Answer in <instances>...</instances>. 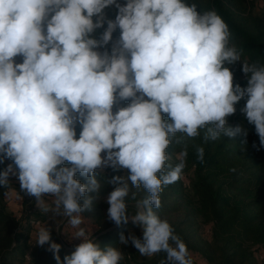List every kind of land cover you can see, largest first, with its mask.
<instances>
[{"label":"clouds","instance_id":"clouds-1","mask_svg":"<svg viewBox=\"0 0 264 264\" xmlns=\"http://www.w3.org/2000/svg\"><path fill=\"white\" fill-rule=\"evenodd\" d=\"M241 57L225 20L188 0H0V164L12 161L0 170L2 195L34 197L40 212L75 230L69 241H80L61 261L46 222L36 226L35 246L48 245L57 264H121L120 248L102 247L82 226L102 187L99 171L115 186L108 220L142 229V239L121 232L119 245L130 241L148 258L163 252L161 264H196L156 212L164 187L186 166L182 158L171 163L169 149H186L201 134L205 143L237 135L246 143L243 124H228L242 99L240 112L259 137L253 147H264V65ZM237 62L244 87L229 67ZM196 151L203 162L204 149ZM106 168L127 175L108 179ZM140 190L146 194L137 199Z\"/></svg>","mask_w":264,"mask_h":264},{"label":"trees","instance_id":"trees-1","mask_svg":"<svg viewBox=\"0 0 264 264\" xmlns=\"http://www.w3.org/2000/svg\"><path fill=\"white\" fill-rule=\"evenodd\" d=\"M119 2L124 3V0ZM188 2L196 3L201 11L214 10L225 20L232 33V43L242 49V61L264 65V14H254L249 0ZM106 14L108 18L114 19L116 9L111 7L106 10ZM102 31L103 29L98 30L97 34ZM118 35L119 30L114 33V38ZM232 66L238 69L233 72L235 81L242 87L246 86L241 62L229 67ZM245 102L242 99L237 103V111L228 118V124H243L248 130L246 143L241 135L233 138L221 136L216 141L205 143L203 134L187 140L186 149L183 145L174 143L181 152L186 150L187 155L183 159L193 172L188 177L182 174L177 182L164 187L161 207L156 209L157 214L172 225L191 252L216 264H260L257 257L264 248V147H260L259 151L253 147L254 143L259 147V137L254 125L249 124L240 112ZM197 147L204 149L203 162L197 158ZM10 163L12 161L6 159L0 164V170ZM115 173L111 168L104 170L108 179ZM97 178L102 187L98 194H94L96 198L92 211L82 214L91 225L93 238L102 247L112 245L120 248L124 253L121 264H161L165 259L163 252L148 258L141 256L130 241L124 246L118 244L121 232L127 236L131 230L142 239V229L131 221L117 226L108 220L109 205L103 200V196L115 186L106 184L99 171ZM77 179L86 182L79 176ZM10 183L13 189H19L16 177H11ZM3 191L0 188V264H57L53 254L47 250L48 245L35 246V229L40 223L47 222L53 228L52 240L62 245L59 253L61 261L74 251L75 245L80 241H67L61 238V231L57 230L58 227L62 230L66 219L63 223L60 222L61 225H57L62 217L53 216L51 211L40 212L33 197L28 196H25L21 207L11 208L8 199L2 195ZM145 194L140 190L137 192V199L143 198ZM130 209L135 210L132 204L128 206V210ZM175 215L182 218L177 219ZM203 225H208V240L198 234L197 230Z\"/></svg>","mask_w":264,"mask_h":264},{"label":"rangeland","instance_id":"rangeland-1","mask_svg":"<svg viewBox=\"0 0 264 264\" xmlns=\"http://www.w3.org/2000/svg\"><path fill=\"white\" fill-rule=\"evenodd\" d=\"M250 1V4H251V10H252V12L254 13V14H256V15H262V14H264V0H249ZM237 67H235V66H232L231 67V70L233 71V72H235V71H238V69H236ZM169 151H170V153L172 154V157H173V159H172V163L173 164H175L176 162H178V160L179 159H183V157L181 156V150L179 149V148H176L175 147V145L173 144L172 145V147L169 149ZM192 168L190 167V166H188L187 164H186V166H185V168H184V170H183V173L182 174H184L185 176H191L192 175ZM115 175H127V171L125 170V171H116V173H115ZM78 177V176H77ZM15 191H19V189H14ZM186 192H189L188 190L186 191ZM109 194V193H108ZM108 194H106L105 196H103V200L104 201H106V198H107V196H108ZM21 195L23 196V199H21V200H17L16 199V197H15V195L13 194L12 195V197L10 198V199H8V201H9V204H10V206H11V208H16V207H21V205H22V203L24 202L23 200H24V198H25V196L23 195V193H21ZM32 199H34L35 200V198L33 197ZM46 199V202L48 203V206L51 208L52 207V204H51V197H46L45 198ZM184 202H186L185 200H184ZM127 203H128V206L129 205H133L134 206V202L133 201H131V200H127ZM131 203V204H130ZM36 208H38V207H36ZM39 209V208H38ZM135 212V210H128V213H129V215H133V214H135L134 213ZM179 215H183V214H179ZM175 218H177V219H180V217L181 216H178V215H175L174 216ZM182 218V217H181ZM65 219L64 218H60L59 219V223L60 222H62L63 223V221H64ZM84 220H85V222H84V225H82V226H85V227H87L89 230H91V225H90V223L86 220V218H84ZM209 230V228H208V225H203L202 227H200L197 231H198V234L202 237V238H204L205 240H208L209 239V237H208V233H207V231ZM62 232H61V238H63V239H65V240H67V241H69V239L71 238V233L73 232V231H75L74 229H71L68 225H67V222H64V224H63V227H62V230H61ZM69 239H68V238ZM72 241V240H71ZM76 242L77 243H79V240H76ZM74 243V242H73ZM254 247V246H253ZM191 252V251H190ZM193 255H194V257L196 258V264H216V263H212V262H207L200 254H198V253H195V252H191ZM259 254H261V257H257V259H258V262L260 263V264H264V248H262V250H261V252H259Z\"/></svg>","mask_w":264,"mask_h":264},{"label":"built area","instance_id":"built-area-1","mask_svg":"<svg viewBox=\"0 0 264 264\" xmlns=\"http://www.w3.org/2000/svg\"><path fill=\"white\" fill-rule=\"evenodd\" d=\"M259 257H261V254L259 255Z\"/></svg>","mask_w":264,"mask_h":264}]
</instances>
